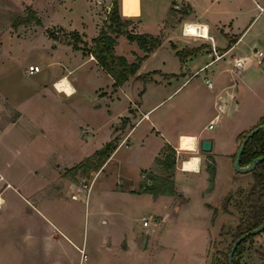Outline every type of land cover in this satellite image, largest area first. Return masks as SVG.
Returning <instances> with one entry per match:
<instances>
[{"label": "rangeland", "instance_id": "rangeland-1", "mask_svg": "<svg viewBox=\"0 0 264 264\" xmlns=\"http://www.w3.org/2000/svg\"><path fill=\"white\" fill-rule=\"evenodd\" d=\"M159 1L117 0L125 18L133 15L139 21L158 17ZM30 8L35 10L40 23L15 24ZM99 8L95 0H0V129L10 123V127L1 132L0 170L24 181L22 191L26 193L27 188L34 191L33 199L40 210L48 212L47 208L51 209L50 215L55 221L61 220L58 223L73 228L72 240L84 246L87 253L85 264H228L235 238L252 220L251 201L257 196L252 191L259 189L255 185L258 172L239 171L234 162L225 158L217 164L211 156L201 157L204 151L197 146L193 151L174 148L176 163L173 168L161 164L140 176L141 167L151 163V153L159 143L165 144L163 139L160 141L156 137L146 138L142 148L123 143L112 160L104 161L98 169V160H89L88 157L106 142L113 140L118 145L117 137L128 131L132 122L121 115L128 112L130 105L140 102L141 90L146 93L142 109L161 101L155 113L172 114L171 119L162 122L161 130L190 127L191 116H194V125L206 124L208 115H196L200 111L196 110L197 103L192 95L197 92L207 98L213 92L204 83V71L185 82L193 69L186 75L162 79L161 84H147L142 78L130 76L123 88L112 95L97 92L99 88L111 86L112 76L105 70H97L83 55L89 54L94 37L85 38V34L65 29L61 24L81 27L85 21L88 36H94L97 23L101 21L94 13ZM188 13L181 3L178 9L172 10L166 22V30H178V46H190L192 40H202L182 35V23ZM107 14L106 19L110 21V13ZM108 24H103V28ZM141 24L151 25L145 21ZM121 33L125 34L119 29L111 32L116 39ZM157 35L161 41L165 37V33ZM61 41L68 43L61 44ZM127 42L120 38L118 53H127ZM69 43L85 51L74 50ZM176 53L173 46H165L157 56L173 64L175 60L179 62ZM204 60L205 57L201 62ZM32 61L40 63L42 69L26 75L24 68ZM61 64L65 71L71 69L69 76L77 89L72 95L58 93L52 84L53 78L63 70ZM261 67L264 69V62ZM261 67H253L242 75L246 79L256 78V88L264 84V77H259ZM238 80L239 95L246 99L248 110L240 117L246 121L251 111L264 109V89L251 95L247 84L241 83L240 77ZM21 113L18 123L10 122ZM139 115L142 112L137 117ZM122 123L126 128L121 131L118 128ZM147 126L150 127V119L140 121L136 131L141 132L144 127L148 130ZM219 126L207 131L214 132ZM112 130L116 134L113 138ZM240 142L238 137L236 149ZM193 154L201 159L197 170L200 173L185 174L180 168ZM166 155H162L163 158ZM210 168L214 173H210ZM124 176L134 180L122 178ZM165 177L174 181V198L179 201H173L165 193L155 199L152 192L144 191L145 186L153 182L159 185ZM176 180L180 189L185 188V195L177 191ZM3 185L1 181L0 186ZM6 194L12 196V204L21 210L18 214L0 213V237L10 250L8 257L13 253L16 263H24L33 252L35 260L44 263L41 258L51 247L53 252L45 258L57 260V249L61 248L64 263H78L77 249L67 241L60 243L47 237L49 229L40 212L29 211L26 207L22 211L23 203L12 189L7 187ZM181 199L186 201L180 202ZM164 214L167 218L160 226H155V221L161 222ZM144 218L148 219V225H143ZM27 233L32 237L26 239ZM145 233L152 234L154 243L143 248L139 238ZM236 258L240 264H264V228L241 243Z\"/></svg>", "mask_w": 264, "mask_h": 264}, {"label": "crops", "instance_id": "crops-1", "mask_svg": "<svg viewBox=\"0 0 264 264\" xmlns=\"http://www.w3.org/2000/svg\"><path fill=\"white\" fill-rule=\"evenodd\" d=\"M95 1L97 2L100 8L98 10L96 9L94 13L97 16V20L100 21L101 19V21L99 22L100 24L97 23V31L94 36H90V37L88 36L87 26L85 21L82 22L81 27H76L72 25V23L61 24V27L65 29L79 31L78 33L85 34V38H92L97 36L100 32V29L104 27L105 23H109V21L106 19L108 17V14L106 13L104 5L100 3L99 0H95ZM105 1L109 2V0H105ZM115 1L117 2V0ZM159 2H161V6H160L161 11H159L158 17H156L157 19L155 17H151L150 19L143 21L141 20L139 21L138 19L136 20L134 18L135 16L133 15L130 17V19L125 18L122 9L123 7L118 5L117 2L118 12L121 19L129 20V22L127 23V29L129 31L144 33V34H152V35L165 33V37L162 39L161 44L155 47L154 49H152L151 51H149L148 53H146V56L141 60L139 67L136 73L132 75V78L140 79L141 76L146 75L147 84H151V83L161 84L162 79L169 80L172 75L177 76V74L186 75L188 74L189 71H191V69H193V72L186 78L185 80L186 82L192 76L197 75V73L204 71L206 73V75L204 76V83L208 90L211 89L213 91L212 95L206 98L197 92H193L192 98L197 103L196 110L200 111L197 112L196 115L198 116L201 113H206L208 115L207 123L204 124L203 126L194 125L193 124L194 116H191L190 120L188 119L189 121H191L190 127L187 126L185 128L179 127L177 130H174L172 128L167 130H163V129L161 130L160 128H163L162 122L171 119L172 114L161 112L162 116H165L162 118V116H160L161 115L160 113H155L156 107L161 101L155 103L149 108L142 109L141 104L144 100V97L146 96V93L145 91L141 90L142 97L140 102L139 103L135 102L133 106L130 105L128 108V112L121 115V117L124 116V119L128 122H130V120L132 119L133 123L132 122L129 123L131 124V126L129 127L128 131L124 133L122 132V134L117 137L119 143L116 146V148L113 150V152L109 155V157L105 160V163L112 160L111 157H113L114 153L121 148V145L123 143L129 144V146L137 145L138 147L142 148L144 146L145 139L148 137H156L160 141L161 139H163L162 141L165 144L162 145L159 143V146L151 153L150 155L151 163L148 166L141 167L140 170V176H141V173L143 172L145 173V171H151L153 168L159 167L161 163H157V158L160 157L164 160L165 157L163 158L162 155H166L170 147L180 148L179 139L183 134L195 135L196 148L197 146L199 147L200 139L209 138L212 140L211 150L202 152L201 157H204L205 155L206 157L211 156L214 158L217 164H219L220 160H223V158H225L226 161L231 160L233 163L234 159H232V157L235 150H237L236 147H237V140L239 134L245 130H249L252 127H254L256 124H258L261 117L264 116V109H262L258 112L251 111V115L249 117L246 116L247 118L246 121L242 120L240 116L245 114L248 110H246V105H245L246 99L242 98V95L241 96L239 95V88H238V86L240 85L238 77H240L241 83L247 84L248 88L250 89L251 95L254 92L258 93L259 89H264V84L261 85L259 88H256L255 86L256 78L249 77L246 79L244 76H243L244 78L242 77V75L245 72L247 73V70L253 67H261V64H263L264 62V11L258 12L254 0H160ZM181 3H184L185 6L187 7V10L189 11L185 20L206 23L208 25V34L211 38L183 35L184 37L200 38L202 40L194 39L192 40L190 46H178L176 42L177 39L180 38L179 32L178 30H174V29L166 30V22L172 10L178 9ZM176 4L178 5V7L175 6ZM144 21L146 23L149 22L151 25L144 27V25L141 24ZM121 37L125 38L128 41L127 42L128 51H126L127 52L126 54L118 53L117 50ZM171 42H173V44H171ZM195 42H197V44H195ZM54 43L56 42L54 41ZM64 43L67 44L68 42L61 41V44ZM199 44H202L200 46L202 49L199 46L198 48L194 47ZM212 44H214L219 51H223V52L225 51V54L222 58L210 62L212 58V53L210 52ZM68 45L70 47L72 46L74 50L83 53V50L81 48L74 47L72 43H69ZM165 46L166 47L173 46L174 51L176 52L177 50L184 49L188 53L184 58H181L178 55V53H176L179 62L177 63L175 60L173 64L171 63L169 64L167 63L168 60L167 58L157 56L159 55V53H161L162 49ZM256 51H261L262 53L258 54V52ZM115 53L125 56L128 61H134L135 57L144 55L145 51H143V48L140 47V45L136 41L129 40L128 38H126L125 34L121 33L117 37V43L115 45ZM83 55L84 57H86L87 60H90L94 63V65L97 67V70L99 69L104 70L100 66V64L98 63L97 59L93 54H87V55L83 54ZM204 57L206 58V60L201 62V60ZM234 57H247V61H250L251 64L247 68L235 69L233 68ZM30 63L39 64L42 69L40 63L36 61H32L29 62L28 64ZM148 63L150 64L146 69H144L145 65ZM61 66L63 67V70L61 69V71H59V73L53 78L52 80L53 86H54V82L58 78L66 76L68 77V79L70 80V82L74 87V90L76 91L77 89L74 84V80L73 79L71 80L69 76L71 69H68L67 72L64 70V65L61 64ZM25 68H24V72L26 75H28L29 73L25 71ZM65 68L67 67L65 66ZM41 69L38 72H40ZM260 73L261 74L259 75V77H264L263 67H261ZM207 77L213 82L212 87H209L207 85L205 81ZM113 83H114V79L112 78V82L110 84L111 86H109L108 89L99 88L97 92L102 91V93H105V95H108L109 93L110 95H112L114 92L123 88V86L126 84L125 82V84L123 83L121 85L114 86ZM180 87L181 85L176 87V89H174L172 93L176 92ZM54 88L58 93L62 92L58 90L55 86ZM226 89L229 91L228 94L225 92ZM230 93L234 94V96L232 97ZM219 104H221L224 107L223 111L219 109ZM139 112H142V115H139V117H137ZM21 115L22 113L17 118L12 117L10 122H12L13 124L15 122L18 123L19 122L18 120L21 117ZM136 117L137 119L136 121H134ZM144 119H150L151 128L147 126L148 130L144 127V129L140 130L141 132L136 131V126L140 121ZM210 122H214L212 127H209ZM9 124L5 126L3 129L2 128L0 129V138L2 136L1 132L7 129L8 127H10ZM217 124H220V126L219 128H217L216 131L214 132L207 131V129H213ZM113 126L114 124L112 123V127ZM119 127L120 128H118V130L120 129L122 131V129L126 128V124L122 123L119 125ZM113 130L111 133L112 138L114 137L113 135H116L113 132ZM226 130L228 131L225 132ZM160 133L162 135H160ZM1 155H2V149L0 145V158H2ZM180 170L184 171L185 174L200 173V171L198 172L192 170H185L183 166L180 168ZM148 175L150 176V174ZM122 178L133 179L126 176ZM147 178L149 177L147 176ZM1 181H4V185L0 186V196L2 197V201L0 203V213H6L7 211H10L12 212V214H16V213L18 214L21 211L20 208H17L14 204H12L13 203L12 196L10 194H9L10 196H6L7 187H8L12 189L13 194L15 193L14 195L19 199L18 201L21 200V202L23 203L22 211H24V208L26 207L29 211L37 210L38 212H40L41 216L46 221L45 222L46 227L49 229L47 237L50 240H54L55 242L58 241L60 243L67 241L70 245L74 247L73 249H77V251L79 252V260L78 263L76 264L86 263L87 257L85 259L82 258V250L86 253L84 246H78V244H76L71 238V236L74 238L73 228L58 223L61 222V220L55 221L50 215V213H52L51 209L47 208L48 212H44L43 210H40L33 199L34 191L30 190V188L27 187H26L27 188L26 193L22 191L21 185L24 186V181L17 179L16 177L8 176L7 174H5L4 171L0 170V182ZM175 184L176 187H178L177 180ZM59 185L61 186V183ZM184 189L185 188L180 189V187H178L177 191L185 195L186 191ZM136 192H143V191H136ZM86 193L88 194V190ZM174 193L172 194L165 193V195L173 198L174 201L177 200L174 198L175 197ZM204 194H212V193L205 192ZM160 195L161 194L155 195L156 197L154 198L156 199ZM182 201H186V200L181 199L180 202ZM166 218H167V214H164L163 218L161 219V222L155 221V226H160V224H162ZM27 234L29 236L25 234L26 239L27 237L28 238L32 237V234L30 233ZM34 241H36L35 237H34ZM153 243H154V239L152 234L145 233L139 238V244H141L143 248L148 246V244L152 246ZM53 250H54L53 248L48 247L45 250V254L42 253L43 257L41 259L45 261L44 263L41 262L40 259L35 260L33 256L34 255L33 252L31 253L29 252L30 253L29 258L27 260H24V263H16V260L13 257V253H11V258L8 257L10 250L6 248V242H3V240L0 237V264H69L70 263V262L64 263L62 261L61 248L57 249L59 253L57 256L58 257L57 260L49 257L46 258L44 257L45 255L48 256L49 253H52ZM37 254L39 253L37 252ZM35 257L38 258V255H35Z\"/></svg>", "mask_w": 264, "mask_h": 264}, {"label": "trees", "instance_id": "trees-1", "mask_svg": "<svg viewBox=\"0 0 264 264\" xmlns=\"http://www.w3.org/2000/svg\"><path fill=\"white\" fill-rule=\"evenodd\" d=\"M109 20L110 21L108 26L105 29L102 28L99 34L93 38L92 40L93 44L90 47L89 54H93L95 56L100 66L107 73H109L114 79L113 85L118 86L124 83L127 79H129L130 76L136 73L140 62L146 56V53H148L155 47L159 46L161 44V38L159 35L131 32L127 30L126 25L129 22V20L121 19L118 12L117 2L115 0L113 1V7L109 15ZM31 21H35L37 24L40 23V20L38 19L35 10L30 8L27 15L20 16L16 19L15 24L31 22ZM115 29H119L121 32H124L129 40L136 41L143 48L145 54L142 56H138L137 59L132 62H129L125 56L116 54L115 45L117 43V39L116 36H113L111 34V32L114 31ZM75 34L77 35V32H75ZM73 46L76 48H80L75 44H73ZM177 53L181 58H184L188 52L182 49V50H177ZM141 78L145 81L147 79L146 75L141 76ZM261 123H264V116H262L260 121L258 122V124ZM245 134H239L241 140L243 139ZM116 146L117 144L113 140H110L106 142L101 148L95 150V152L88 158L90 161L98 160L99 163L97 164L96 167L98 169L103 164V162L109 157V155L113 152ZM263 154H264V129H261L255 132L247 140L240 157V164L247 165L251 163L257 156ZM157 163H161L164 166L173 167L175 165L174 148L172 147L169 148L168 154L166 155L164 160L161 159L160 157L157 158ZM209 170L211 174L214 173V171L211 168ZM252 171L255 173L258 172V178L256 177L255 185L259 189L258 190L254 189V191H252V194L255 192L257 194V196L253 197L251 201L252 220L249 222L247 226H244L245 229L240 234L256 227L262 222L264 218V159L259 161ZM145 188L146 190L144 191H150L155 195L164 194V193L172 194L175 191L174 181L167 177L163 178L161 184L157 185L156 183L153 182L152 184L145 186ZM244 240H242L235 249L233 255V264H240L236 258V254L239 252L241 243Z\"/></svg>", "mask_w": 264, "mask_h": 264}, {"label": "built area", "instance_id": "built-area-1", "mask_svg": "<svg viewBox=\"0 0 264 264\" xmlns=\"http://www.w3.org/2000/svg\"><path fill=\"white\" fill-rule=\"evenodd\" d=\"M113 1L114 0H109V2H106L105 0H99L100 3H102L104 6H105V10L107 13H110L111 10H112V7H113ZM255 4H256V7L258 9V12H263L264 11V0H254ZM176 7H178V5L176 4L175 5ZM190 22V23H195L196 26H195V29L197 30L198 33H196L195 35H191V34H188L187 33V30H186V25L187 23ZM205 27L206 28V36H204V34L202 35H199L200 34V30L202 29V27ZM182 35L184 36H195V37H203V38H211L208 34V25L206 23H202V22H198V21H190V20H184L183 23H182ZM210 52L212 53V58L210 60V62L214 61V60H217L219 58H222L225 54V51H219L217 49V47L212 44L211 45V49H210ZM258 52V54H261L262 52L261 51H256ZM251 64L250 61H247V57H234L233 59V68H237V69H241V68H247L249 65ZM41 69L40 65L39 64H36V63H30L27 65V67L25 68V71L29 74H32V73H35V72H38L39 70ZM207 85L209 87H212L213 86V82L207 77L205 79ZM225 92L228 94L229 91L226 89ZM230 95L233 97L234 94H231ZM219 109L221 111H223L224 107L219 104ZM214 122H210L209 123V127H212ZM84 187H87V184H84L83 185ZM76 195L73 194V197H75ZM149 218H152V216H149ZM148 219L147 218H144L143 219V225H147L148 224ZM87 257V254L82 250V258L85 259Z\"/></svg>", "mask_w": 264, "mask_h": 264}, {"label": "water", "instance_id": "water-1", "mask_svg": "<svg viewBox=\"0 0 264 264\" xmlns=\"http://www.w3.org/2000/svg\"><path fill=\"white\" fill-rule=\"evenodd\" d=\"M264 129V123L258 124L254 127H252L243 137V139L241 140L237 151H236V155L234 158V165L236 167L237 170L242 171V172H247V171H251L255 168V166L257 165V163L261 160L264 159V154L263 155H259L257 156L251 163L247 164V165H241L240 164V157L243 151V148L247 142V140L257 131ZM212 147V140L209 138H202L199 140V149L203 150V151H208L211 150ZM264 228V218L262 220V222L257 225L256 227L240 234L233 242L232 247L229 251L228 254V264H233V255L235 252V249L237 247V245L244 240L245 238H247L250 235H253L259 231H261Z\"/></svg>", "mask_w": 264, "mask_h": 264}, {"label": "bare ground", "instance_id": "bare-ground-1", "mask_svg": "<svg viewBox=\"0 0 264 264\" xmlns=\"http://www.w3.org/2000/svg\"><path fill=\"white\" fill-rule=\"evenodd\" d=\"M195 26H196L195 23L188 22L186 25L187 33L191 34V35H195L196 33H198L197 30L195 29ZM202 34H204V36H206V28L205 27H202V29L200 30L199 35H202ZM54 86L58 90L66 93L68 95L73 94L75 92L72 83L70 82V80L66 76L58 78L54 82ZM195 142H196L195 135L183 134L180 137L179 146L183 150H192L193 151V150H196V147H195L196 143ZM199 162H200L199 156L197 154H193L183 161L182 166L184 167L185 170L197 171L199 169ZM1 201H2V197L0 196V203H1Z\"/></svg>", "mask_w": 264, "mask_h": 264}]
</instances>
